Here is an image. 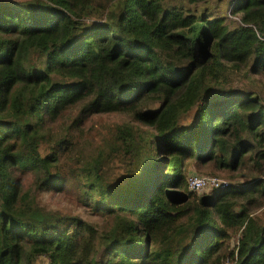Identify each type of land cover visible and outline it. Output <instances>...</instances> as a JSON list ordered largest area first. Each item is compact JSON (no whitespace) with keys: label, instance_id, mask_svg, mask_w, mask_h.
Wrapping results in <instances>:
<instances>
[{"label":"trees","instance_id":"16d2710c","mask_svg":"<svg viewBox=\"0 0 264 264\" xmlns=\"http://www.w3.org/2000/svg\"><path fill=\"white\" fill-rule=\"evenodd\" d=\"M232 11L229 25L171 0H0V264H264L252 210L264 197V99L227 86L245 66L264 71V0ZM73 107L58 137L52 125ZM99 113L130 121L64 167L72 128ZM114 161L126 173L109 179ZM192 162L250 177L197 196ZM27 174L110 222L46 210L23 191Z\"/></svg>","mask_w":264,"mask_h":264},{"label":"rangeland","instance_id":"374dc122","mask_svg":"<svg viewBox=\"0 0 264 264\" xmlns=\"http://www.w3.org/2000/svg\"><path fill=\"white\" fill-rule=\"evenodd\" d=\"M174 4H183L186 8L201 12L202 8H206V11L216 16L225 17L226 23L232 25L239 22V13H234V5L236 0H205L198 4L187 3L186 0H171ZM32 62L38 63L36 55L31 57ZM248 67L245 66L238 72H232L230 79L227 82V86L236 90H243L256 94L260 97L261 101L264 99V71L261 73L249 74L247 73ZM246 71V72H245ZM77 114V107H73L66 111L58 121H55L53 126L54 133L59 137L67 131L68 125L72 118ZM194 109H192L188 115L182 120V123H189L193 121ZM130 121L128 116L124 113H99L88 118L82 125L74 126L69 134V137L73 138V144L71 150L62 162L65 167L71 165L77 158H89L95 154L98 146L101 145L104 138L108 135L110 129L121 123ZM145 129V127H142ZM48 149L46 144L40 145L41 154H44ZM126 170L120 165L119 161H114L110 165L109 179L114 176L120 177L125 174ZM196 173L199 175H213L219 178L227 180L231 185L243 184L249 180L248 170H244L241 174H230L232 177L221 175V173H211L208 167H197L193 162L190 164L187 170L186 178L189 174ZM22 180V189L29 193V196L33 198L38 205L46 210H57L62 213H68L78 215L83 220L91 222L97 226L99 230L105 229L110 222V218L99 216L94 214L88 207L83 206L77 199V192L74 190H68L63 193L56 191H39L33 186V179L30 174L20 176ZM189 190V189H188ZM213 188H205L199 192L191 193L197 196L211 192ZM258 201L261 202L260 207L252 208L255 216L260 220H264V197H258ZM238 235H234L232 238V245L236 243ZM102 252V247L98 246V250L94 253L96 259L99 260ZM47 259L40 256L36 260V264H46ZM230 264V263H226Z\"/></svg>","mask_w":264,"mask_h":264},{"label":"built area","instance_id":"2783aa9c","mask_svg":"<svg viewBox=\"0 0 264 264\" xmlns=\"http://www.w3.org/2000/svg\"><path fill=\"white\" fill-rule=\"evenodd\" d=\"M188 189L199 192L205 188H223L231 185L227 180L213 175H199L191 173L186 178Z\"/></svg>","mask_w":264,"mask_h":264}]
</instances>
